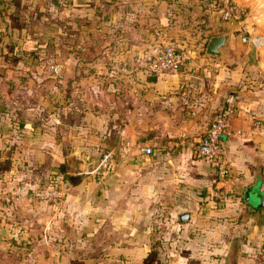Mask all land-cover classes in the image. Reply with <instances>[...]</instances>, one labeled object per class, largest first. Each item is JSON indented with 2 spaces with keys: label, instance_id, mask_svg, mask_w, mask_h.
<instances>
[{
  "label": "crops",
  "instance_id": "0c3cea01",
  "mask_svg": "<svg viewBox=\"0 0 264 264\" xmlns=\"http://www.w3.org/2000/svg\"><path fill=\"white\" fill-rule=\"evenodd\" d=\"M239 3L0 0V264H264V0ZM167 46L187 64L154 76ZM229 95L223 183L194 150ZM56 174L84 177L35 197Z\"/></svg>",
  "mask_w": 264,
  "mask_h": 264
},
{
  "label": "built area",
  "instance_id": "2783aa9c",
  "mask_svg": "<svg viewBox=\"0 0 264 264\" xmlns=\"http://www.w3.org/2000/svg\"><path fill=\"white\" fill-rule=\"evenodd\" d=\"M219 5L224 19H233L243 23L247 17V11L239 3V0H219ZM243 41H249L255 45L260 44L258 37L243 36ZM187 60V55L183 51L173 46H167L152 58L148 71L154 76L176 72L187 64ZM236 109L237 100L233 95H229L194 150L197 157L214 166L219 180L223 183L231 176V161L228 158L225 136L231 131ZM143 150L147 154L153 153L151 147H145ZM69 186L70 181L66 176L56 174L51 185L36 189L34 196L40 199H54L61 204L68 194ZM230 196L229 190L225 189L224 185L214 191V197L218 199H226Z\"/></svg>",
  "mask_w": 264,
  "mask_h": 264
},
{
  "label": "water",
  "instance_id": "95a60500",
  "mask_svg": "<svg viewBox=\"0 0 264 264\" xmlns=\"http://www.w3.org/2000/svg\"><path fill=\"white\" fill-rule=\"evenodd\" d=\"M229 38H230L229 34H223L220 36L213 37L208 43L207 52L215 56L223 57L226 52V43L228 42ZM228 60L232 63V58L231 59L228 58ZM83 177L84 175L81 174L73 175L70 176L69 180L73 183H78ZM181 219L185 221L186 219H188V215L183 214L181 216Z\"/></svg>",
  "mask_w": 264,
  "mask_h": 264
},
{
  "label": "rangeland",
  "instance_id": "374dc122",
  "mask_svg": "<svg viewBox=\"0 0 264 264\" xmlns=\"http://www.w3.org/2000/svg\"><path fill=\"white\" fill-rule=\"evenodd\" d=\"M195 154V153H194Z\"/></svg>",
  "mask_w": 264,
  "mask_h": 264
}]
</instances>
